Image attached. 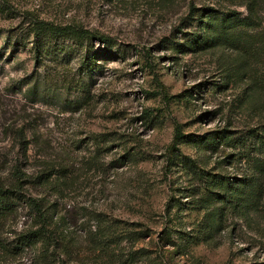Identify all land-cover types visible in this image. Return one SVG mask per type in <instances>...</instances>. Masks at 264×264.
<instances>
[{
  "label": "rangeland",
  "instance_id": "rangeland-1",
  "mask_svg": "<svg viewBox=\"0 0 264 264\" xmlns=\"http://www.w3.org/2000/svg\"><path fill=\"white\" fill-rule=\"evenodd\" d=\"M248 1L0 0V178L16 159L29 173L51 160L72 177L59 191H19H32L48 206V240L21 242L38 223L14 200L12 212L0 215V264L264 262V222L259 234L229 233L225 226L202 240L195 236L201 227L196 214H168L166 208L172 197L189 200L178 189L194 183L185 170L166 163L174 122L183 134L241 132L256 122L264 127V107L261 121L235 108L241 89H264V0H254L253 27L213 22L229 40L254 43L239 78L234 68L241 60L233 49H174L184 42L195 9H234L241 18L249 15ZM31 19L81 25L110 44L42 37L34 58ZM177 152L226 176L242 168L222 161L232 152L225 145L211 152L179 144ZM165 238L179 245L189 239L188 247L179 254Z\"/></svg>",
  "mask_w": 264,
  "mask_h": 264
},
{
  "label": "trees",
  "instance_id": "trees-1",
  "mask_svg": "<svg viewBox=\"0 0 264 264\" xmlns=\"http://www.w3.org/2000/svg\"><path fill=\"white\" fill-rule=\"evenodd\" d=\"M248 9L249 15L239 17L234 9L220 11L212 6H203L195 9L192 16L188 19L185 31L186 38L178 46L174 45L175 50L186 52L189 48L193 51H208L214 48L233 49L240 58L238 69L234 68L235 76L239 78L246 65L243 59L253 54L254 43L249 45L247 42L239 41L240 38H229L226 34H221L213 29V22L231 27L237 26L239 29H245L254 26V17L250 10L255 6L254 0H249L244 4ZM28 28V35L31 36L29 44L34 58L42 51V37H52L55 39H73L75 41L93 40L100 43L103 47L110 44V38L81 25L72 23L54 24L39 19H31ZM236 28V27H235ZM237 30V29H236ZM173 49V48H172ZM190 50V49H189ZM179 52V51H178ZM221 71L226 76L225 84L229 82V70L226 63L219 64ZM255 87V86H253ZM236 107L238 110H244L251 113L253 117L260 120L262 108L264 107V89L257 87L241 89L236 95ZM179 144H192L205 151L215 152L221 145L231 148L230 153L225 154L222 161L227 159V164L238 163L240 170L231 176H226L220 172L212 171V168H203L201 164L190 159L185 155H180L178 151ZM28 142L22 141L21 147L23 154L27 150ZM25 158V157H23ZM41 168L29 173L16 159L8 169L4 177L0 178V215L12 212L14 200L23 203L33 216L36 217L38 228L30 230L21 235V242L24 244H35L40 242L45 244L48 240L46 227L50 225V216H46L47 207L43 206L42 199L33 196L32 191L27 192L25 196L21 194L23 188L27 191L35 186L50 188L59 191L62 186L70 184L72 177L69 171L63 168H56L51 160H41ZM166 163L169 166H176L186 171L194 180L186 190L178 189L184 192V198L189 199L183 202L175 199H169L166 204L168 214L170 211L180 212L189 211L199 217L201 227L196 232L202 240L212 237V234L228 227L229 233L235 229H246L255 234H259L264 222V127L256 122L253 126L243 129L241 132H231L225 128L215 130L205 134H183L180 125L173 124V133L171 144L167 150ZM217 164V162H215ZM219 167V166H217ZM11 201V202H10ZM173 228V227H172ZM169 231L181 234L182 232ZM187 236H192L188 235ZM165 242L175 248V251L182 254L188 247V240L181 245L175 244L172 239H166ZM251 264H264L251 263Z\"/></svg>",
  "mask_w": 264,
  "mask_h": 264
}]
</instances>
